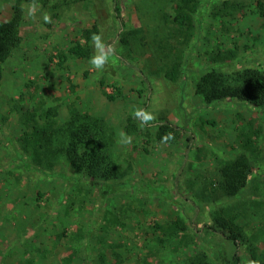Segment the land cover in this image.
<instances>
[{
    "label": "rangeland",
    "instance_id": "374dc122",
    "mask_svg": "<svg viewBox=\"0 0 264 264\" xmlns=\"http://www.w3.org/2000/svg\"><path fill=\"white\" fill-rule=\"evenodd\" d=\"M15 1L0 0V21L11 18ZM222 1L200 0L205 12L195 14L187 41L172 24L173 0L22 4L21 41L0 64V127L12 138L10 144L0 135V264H182L194 251L206 252L212 264H235L233 245L204 229L220 211L246 236L241 264H264V111L237 100L209 106L194 95L198 78L219 67L227 51L235 56L224 64L233 69L264 67L256 0H237L242 7L232 16L215 14ZM93 25L98 35L87 44L89 58L71 57V43L84 44L81 33ZM98 59L104 60L99 68L92 63ZM177 59L184 73L171 83L161 69ZM116 88L115 100L102 95H116ZM41 103L58 106L61 123L71 108L102 118L113 131L112 154L137 190L100 199L87 180L67 185L26 170L14 159L24 130L15 107ZM141 112L148 127L137 121ZM128 118L136 134L124 131ZM161 119L180 128L174 142L156 140L153 123ZM246 136L252 150L244 148ZM240 153L253 170L246 189L226 198L213 184L218 163ZM53 171L72 175L61 159ZM177 218L186 231L162 248L154 224Z\"/></svg>",
    "mask_w": 264,
    "mask_h": 264
},
{
    "label": "trees",
    "instance_id": "16d2710c",
    "mask_svg": "<svg viewBox=\"0 0 264 264\" xmlns=\"http://www.w3.org/2000/svg\"><path fill=\"white\" fill-rule=\"evenodd\" d=\"M43 0H16L11 7V18L8 21H0V64L10 57L18 47L21 39L19 26L22 19L23 3H39ZM116 2V0H114ZM175 2L174 17L172 24L175 31L180 32L187 41L194 32L195 14L203 15L205 10L200 7V0H173ZM237 0H223L216 10L217 15L232 16V13L241 9ZM256 14L264 19V3L255 1ZM118 21V9H114ZM84 44L74 41L68 48L67 53L75 59H88L90 48L89 41L98 35L97 26L82 31ZM235 54L227 51L220 58V66H211L202 74L195 83L194 95L199 96L202 102L212 106L224 100H237L245 102L259 111H264V67H241L231 68L224 64L225 61H233ZM59 59L64 60L63 54ZM215 61V59H212ZM213 61V62H214ZM218 61V60H216ZM225 66L224 70L221 69ZM223 68V67H222ZM228 68V69H227ZM164 78L169 82H176L184 73L181 62L173 61L165 70L161 69ZM2 71L0 67V84ZM101 85L103 82L101 81ZM108 101H113L121 96L118 88L116 95L102 92ZM184 103V99L181 100ZM187 104L184 109L187 113ZM22 116L24 130L14 145L17 158L22 166L28 171L41 173L47 177L62 178L67 185H78L84 180L88 181L87 187L95 189L100 199L114 195L115 192L137 190V182L126 177V172L120 168L115 160L112 147L114 143L113 131L107 123L99 117L86 112H76L73 108L69 111L70 116L64 121H58V106L44 108L43 103L37 107H15ZM190 112V111H189ZM140 125L148 127L143 120L142 112L137 117ZM213 123V122H211ZM156 128L155 138L158 141L172 143L175 141L180 128L174 126L168 120H159L153 123ZM126 134L132 135L138 132V126L127 119L124 126ZM0 135L12 144V138L5 135L0 127ZM244 148L252 150L250 136L244 138ZM63 160L72 175L53 171L58 160ZM30 169V170H29ZM253 166L250 158L245 153L238 154L234 159L220 161L218 163L216 183L218 190L226 198H236L246 189ZM66 180V181H65ZM134 188V189H133ZM153 193V192H152ZM151 193V194H152ZM159 195V193H158ZM167 200L170 196L166 197ZM60 200L61 197H60ZM206 233L217 235L230 242L233 247V260L235 264H241L239 246L245 235L240 226L235 223V218L223 215V211L216 212L212 217L211 224H204ZM153 230L161 233L156 239L158 245L165 248L173 239L186 231V224L177 218L164 224L155 223ZM182 264H212L204 251H194L185 258Z\"/></svg>",
    "mask_w": 264,
    "mask_h": 264
},
{
    "label": "clouds",
    "instance_id": "9594fccd",
    "mask_svg": "<svg viewBox=\"0 0 264 264\" xmlns=\"http://www.w3.org/2000/svg\"><path fill=\"white\" fill-rule=\"evenodd\" d=\"M103 62H104L103 59H98V60H93L92 61V63L98 68L102 66Z\"/></svg>",
    "mask_w": 264,
    "mask_h": 264
}]
</instances>
